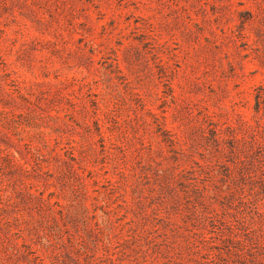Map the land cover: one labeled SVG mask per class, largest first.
<instances>
[{
  "label": "rangeland",
  "instance_id": "obj_1",
  "mask_svg": "<svg viewBox=\"0 0 264 264\" xmlns=\"http://www.w3.org/2000/svg\"><path fill=\"white\" fill-rule=\"evenodd\" d=\"M0 264H264V0H0Z\"/></svg>",
  "mask_w": 264,
  "mask_h": 264
}]
</instances>
